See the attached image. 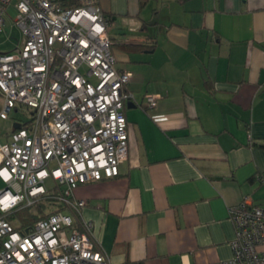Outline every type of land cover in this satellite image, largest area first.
I'll return each instance as SVG.
<instances>
[{
  "label": "crops",
  "instance_id": "obj_1",
  "mask_svg": "<svg viewBox=\"0 0 264 264\" xmlns=\"http://www.w3.org/2000/svg\"><path fill=\"white\" fill-rule=\"evenodd\" d=\"M99 5L133 99L118 177L74 190L82 219L112 264L229 260L228 211L244 199L264 207V0Z\"/></svg>",
  "mask_w": 264,
  "mask_h": 264
},
{
  "label": "built area",
  "instance_id": "obj_2",
  "mask_svg": "<svg viewBox=\"0 0 264 264\" xmlns=\"http://www.w3.org/2000/svg\"><path fill=\"white\" fill-rule=\"evenodd\" d=\"M9 7L21 38L0 53V120L31 113L0 142V264H112L74 190L118 177L132 74L116 68L99 0H0V34ZM157 99L145 96L146 111ZM43 198L53 211L30 230L6 220ZM228 214L232 256L214 264H264V207L244 199Z\"/></svg>",
  "mask_w": 264,
  "mask_h": 264
},
{
  "label": "trees",
  "instance_id": "obj_3",
  "mask_svg": "<svg viewBox=\"0 0 264 264\" xmlns=\"http://www.w3.org/2000/svg\"><path fill=\"white\" fill-rule=\"evenodd\" d=\"M145 2H140V7L143 6ZM106 17V16H105ZM109 22L110 19L106 17ZM154 46L148 47L146 45H128L125 48L127 50L132 51H142L146 48H153ZM111 49H113V44L111 42ZM53 202L50 201L48 198H43L33 205L21 208L11 214H7L5 216L6 220L11 224H15V229L21 232H25L26 230H30L35 222L39 219L46 217L49 211H53Z\"/></svg>",
  "mask_w": 264,
  "mask_h": 264
},
{
  "label": "rangeland",
  "instance_id": "obj_4",
  "mask_svg": "<svg viewBox=\"0 0 264 264\" xmlns=\"http://www.w3.org/2000/svg\"><path fill=\"white\" fill-rule=\"evenodd\" d=\"M8 18L6 21L5 29L2 34H0V53L8 52L16 47L17 41L21 38L19 30L15 27L13 20L15 19L17 12L14 8L9 7L7 10ZM1 105V98H0ZM31 111H17L12 112L10 119L0 120V142L5 141V134L11 132L13 127V119L21 120L26 122L30 119ZM4 188V184L0 181V190ZM15 226V224H12Z\"/></svg>",
  "mask_w": 264,
  "mask_h": 264
},
{
  "label": "water",
  "instance_id": "obj_5",
  "mask_svg": "<svg viewBox=\"0 0 264 264\" xmlns=\"http://www.w3.org/2000/svg\"><path fill=\"white\" fill-rule=\"evenodd\" d=\"M18 128H19L18 124L13 125V129H18Z\"/></svg>",
  "mask_w": 264,
  "mask_h": 264
}]
</instances>
